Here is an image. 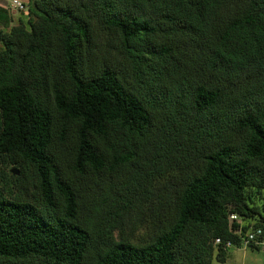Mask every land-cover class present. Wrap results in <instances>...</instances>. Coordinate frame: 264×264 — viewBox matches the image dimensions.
Returning a JSON list of instances; mask_svg holds the SVG:
<instances>
[{
	"label": "trees",
	"instance_id": "trees-1",
	"mask_svg": "<svg viewBox=\"0 0 264 264\" xmlns=\"http://www.w3.org/2000/svg\"><path fill=\"white\" fill-rule=\"evenodd\" d=\"M10 11L0 264H213L264 236V0Z\"/></svg>",
	"mask_w": 264,
	"mask_h": 264
},
{
	"label": "built area",
	"instance_id": "built-area-1",
	"mask_svg": "<svg viewBox=\"0 0 264 264\" xmlns=\"http://www.w3.org/2000/svg\"><path fill=\"white\" fill-rule=\"evenodd\" d=\"M7 7L9 10L17 9V10H25L24 4L19 0H10L9 3H7ZM230 218L234 219L236 218V215H230ZM238 235H240V246L243 247H258L262 251H264V236L263 231L261 228H255V229H248L244 233H241L240 229H237L235 231ZM216 243L220 242L219 238H216ZM227 247L234 246V244L231 241H227L225 243Z\"/></svg>",
	"mask_w": 264,
	"mask_h": 264
},
{
	"label": "crops",
	"instance_id": "crops-1",
	"mask_svg": "<svg viewBox=\"0 0 264 264\" xmlns=\"http://www.w3.org/2000/svg\"><path fill=\"white\" fill-rule=\"evenodd\" d=\"M13 11V10H12ZM248 250H259V248L255 247H240V246H232L227 250V258L224 262L226 264H264V259L262 260L259 254L251 255L248 253ZM258 255V256H257ZM251 261L248 263L247 261ZM215 262H218L215 260ZM220 262H218L219 264ZM214 264V262H213Z\"/></svg>",
	"mask_w": 264,
	"mask_h": 264
},
{
	"label": "rangeland",
	"instance_id": "rangeland-1",
	"mask_svg": "<svg viewBox=\"0 0 264 264\" xmlns=\"http://www.w3.org/2000/svg\"><path fill=\"white\" fill-rule=\"evenodd\" d=\"M9 1L10 0H0V4L6 5L7 3H9ZM19 1H21L24 4L25 11L24 12H21V11H19L17 9H12L13 11L12 10L10 11V13L12 15V18H13L12 23L17 22V20L19 19V17H21L22 20H24V21H26V18H27L26 10H27V7L29 5L30 0H19ZM240 247H242V246H240ZM248 253L251 254V255H254L255 253L256 254H259V256L258 255L257 256L260 257L262 260L264 259V251H262L261 249H259V250H253V251L252 250H248ZM247 262L250 263L251 261L249 260ZM214 264H218V262H215V260H214ZM219 264H226V263L220 262ZM232 264H234V263H232Z\"/></svg>",
	"mask_w": 264,
	"mask_h": 264
},
{
	"label": "water",
	"instance_id": "water-1",
	"mask_svg": "<svg viewBox=\"0 0 264 264\" xmlns=\"http://www.w3.org/2000/svg\"><path fill=\"white\" fill-rule=\"evenodd\" d=\"M11 172L14 173V174H18V170L17 169H14V168H11Z\"/></svg>",
	"mask_w": 264,
	"mask_h": 264
}]
</instances>
